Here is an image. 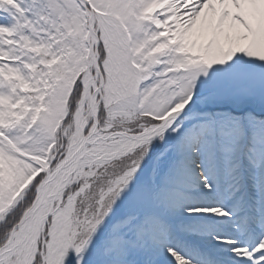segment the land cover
<instances>
[{"label":"snow or ice","instance_id":"snow-or-ice-1","mask_svg":"<svg viewBox=\"0 0 264 264\" xmlns=\"http://www.w3.org/2000/svg\"><path fill=\"white\" fill-rule=\"evenodd\" d=\"M0 264H264V0H0Z\"/></svg>","mask_w":264,"mask_h":264}]
</instances>
